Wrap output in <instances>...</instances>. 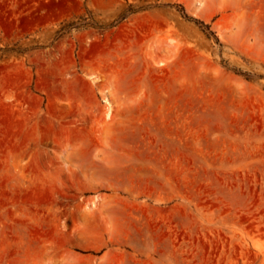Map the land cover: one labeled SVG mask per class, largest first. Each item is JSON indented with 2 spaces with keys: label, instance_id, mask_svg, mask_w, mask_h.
<instances>
[{
  "label": "rangeland",
  "instance_id": "374dc122",
  "mask_svg": "<svg viewBox=\"0 0 264 264\" xmlns=\"http://www.w3.org/2000/svg\"><path fill=\"white\" fill-rule=\"evenodd\" d=\"M0 264H264V0H0Z\"/></svg>",
  "mask_w": 264,
  "mask_h": 264
},
{
  "label": "trees",
  "instance_id": "16d2710c",
  "mask_svg": "<svg viewBox=\"0 0 264 264\" xmlns=\"http://www.w3.org/2000/svg\"><path fill=\"white\" fill-rule=\"evenodd\" d=\"M185 16H187V15H185ZM188 18H189L190 20L194 21L196 24H198V25H199L204 31L208 32V34L211 33L210 31H208V29H209L208 24H205V23H203L202 21H199V20L194 19V18H191V17H188Z\"/></svg>",
  "mask_w": 264,
  "mask_h": 264
}]
</instances>
